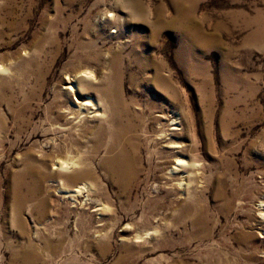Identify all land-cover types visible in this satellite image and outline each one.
Returning a JSON list of instances; mask_svg holds the SVG:
<instances>
[{"label":"rangeland","instance_id":"374dc122","mask_svg":"<svg viewBox=\"0 0 264 264\" xmlns=\"http://www.w3.org/2000/svg\"><path fill=\"white\" fill-rule=\"evenodd\" d=\"M0 66V264H264V0H0Z\"/></svg>","mask_w":264,"mask_h":264},{"label":"bare ground","instance_id":"6f19581e","mask_svg":"<svg viewBox=\"0 0 264 264\" xmlns=\"http://www.w3.org/2000/svg\"><path fill=\"white\" fill-rule=\"evenodd\" d=\"M4 67L3 66H0V69H3ZM5 69V68H4ZM85 74V75H84ZM87 73H77L74 75V79H76L78 76L80 77H86ZM72 82H70L69 85H67V88L69 87L70 89H72ZM89 103L91 102H88V101H85L83 104V107L85 105H90ZM175 128V127H173ZM120 133H123V131H120ZM134 159H135V156L134 155H131L130 153L128 152H125V150H122L120 155H119V158H118V164H117V167L114 168V171L116 173H118V175L120 176V179H121V182L122 183H125L127 182L126 179L127 177H130L135 173V166H134ZM75 161V160H74ZM72 163H74L72 161ZM180 163H185V161L181 158H177V164H180ZM67 166V163L64 161L63 162V166L65 165ZM176 168V167H173V169ZM85 187V185H82L80 187H76L75 191L79 192L81 191L83 188Z\"/></svg>","mask_w":264,"mask_h":264}]
</instances>
